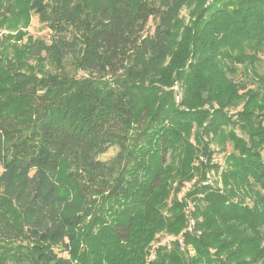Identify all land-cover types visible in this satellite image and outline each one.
<instances>
[{
  "label": "trees",
  "instance_id": "1",
  "mask_svg": "<svg viewBox=\"0 0 264 264\" xmlns=\"http://www.w3.org/2000/svg\"><path fill=\"white\" fill-rule=\"evenodd\" d=\"M27 4L52 38L24 51L52 70L2 64L0 264H145L159 232L183 239L151 264H264V0ZM15 10L0 0V26ZM228 143L219 171L213 146Z\"/></svg>",
  "mask_w": 264,
  "mask_h": 264
},
{
  "label": "rangeland",
  "instance_id": "2",
  "mask_svg": "<svg viewBox=\"0 0 264 264\" xmlns=\"http://www.w3.org/2000/svg\"><path fill=\"white\" fill-rule=\"evenodd\" d=\"M16 1V10L15 13L8 19L1 21V30L3 33L6 34L7 38V44L0 48V76L2 77L1 83L6 84L9 81L8 73L4 70L2 64H5L6 62L10 61L15 63L16 66H18L20 69L31 72V73H37L42 74L43 71L52 70V65H50L49 60H41L39 58H31L28 56L27 53L24 51V46L26 45V42L28 38L31 36L33 37H39L43 38L46 41L50 42L52 38V32L47 27V25L43 24L39 21L38 16L34 14V12L28 7L27 0H15ZM196 2L193 1V3L186 4L178 15V20L182 22L184 25L189 24L190 19L193 17V12L196 9ZM154 24L153 21H150L149 23V30H153ZM183 28V27H182ZM262 58L264 60V54H262ZM260 72L264 74V62H262L259 66ZM83 73V72H81ZM236 80L238 82L247 83L249 87L256 86V82L254 81V78L250 77L248 73H245L242 71V69L238 72L236 75ZM174 90H179L178 85L174 86ZM180 97V96H179ZM176 98V97H175ZM242 106L234 107L230 111L232 113L237 112V110H241ZM233 120L240 119L236 116L232 117ZM195 129V127H194ZM238 133L240 135L248 137L246 134L242 133V131L238 128ZM192 142H194L191 139ZM195 148H199V145H194ZM215 149L214 154V162L220 164V170L221 171L225 167V155L227 152L232 151V145L231 143H228L227 150H218V147L216 145L213 146ZM119 151L118 145H111L110 148L103 154L99 156L102 160H108L115 156ZM201 153H197L196 162H198L197 158L199 160H202L203 155H200ZM262 154L264 156V146L262 149ZM196 165V164H195ZM65 170L61 171L58 175V183L60 184V193L69 196L71 201H75L77 199V194L74 188H72V184L68 182L65 179ZM217 173L212 170L209 174V181H215L217 178ZM192 188V182H186L185 185L182 187L181 192L178 194L179 198H182L184 194ZM191 225L190 227H187V230L192 231L194 220L191 219ZM189 226V225H188ZM182 233L179 235L169 234L166 232H159L157 233L155 239L151 242L150 247L148 249V254L145 256V264H151V262L156 258L157 250L160 246L163 245H170L174 240H179L182 242ZM83 245L81 244L80 247H78L77 251L79 254L83 251Z\"/></svg>",
  "mask_w": 264,
  "mask_h": 264
}]
</instances>
